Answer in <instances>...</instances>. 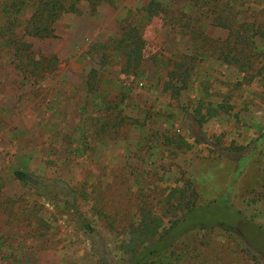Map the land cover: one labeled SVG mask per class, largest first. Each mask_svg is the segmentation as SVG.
Instances as JSON below:
<instances>
[{
    "label": "rangeland",
    "instance_id": "obj_1",
    "mask_svg": "<svg viewBox=\"0 0 264 264\" xmlns=\"http://www.w3.org/2000/svg\"><path fill=\"white\" fill-rule=\"evenodd\" d=\"M35 1L0 0V264H101L77 216L123 264L144 216L166 228L179 203L213 226L150 264H264V0H78L45 39L24 33Z\"/></svg>",
    "mask_w": 264,
    "mask_h": 264
},
{
    "label": "trees",
    "instance_id": "obj_2",
    "mask_svg": "<svg viewBox=\"0 0 264 264\" xmlns=\"http://www.w3.org/2000/svg\"><path fill=\"white\" fill-rule=\"evenodd\" d=\"M77 1L78 0H37V3L35 1V12L29 22H27L24 33L39 39L53 37V23L58 20L62 13L75 12ZM194 1L198 3L199 0ZM18 6H21V2L12 3L10 7L19 9ZM160 8L159 1L150 0L146 10L148 14H154ZM221 26L224 25L222 24ZM122 30V37L115 42L116 49L123 56L125 70L130 73H136L144 57L145 41L139 35L135 27L124 26ZM197 30L200 31V29H196V31ZM193 31L196 32L195 30ZM245 42L246 41L243 40V44H245ZM18 50L19 48H16L15 52ZM231 61H233V64H238L239 69L243 71L244 68L240 65V61L236 56H233ZM184 64L185 63L179 64L175 70L168 74L170 79L167 82V87L169 86V88L173 89L175 95H178L180 90L185 89L187 86L186 82L189 77V69L188 67L184 68ZM257 74L260 76L264 75V70L263 73L260 71ZM173 79L180 82L179 87L176 88L174 84H172ZM206 118L205 116H201L199 123L206 121ZM181 141L183 145L187 148L189 147L183 140ZM14 176L19 182L25 185L31 184V177L25 172L17 170L14 172ZM178 192L180 197L184 198V190H179ZM191 195H194L193 192H191ZM219 200L218 198L216 201ZM224 203L229 207L227 199L224 200ZM185 205L183 206L181 203L178 204V209H182L180 212L181 215L179 218L173 220L166 228L162 227L158 218L153 217L151 212H148L141 221V225H138V237H136L132 243L125 245L128 260L123 264H150L153 259L171 252L175 243L184 235L190 233L194 229H206L213 226L212 223L202 222L205 218L200 214L196 216L195 221V213H201L203 208L196 207L195 205ZM199 215L201 218H197ZM75 221L79 229L83 231L85 235L92 238L93 253L99 258L101 264H115V262L110 260L106 249L94 242V239L98 236L94 227L81 216H77ZM223 228L231 230V228L227 226Z\"/></svg>",
    "mask_w": 264,
    "mask_h": 264
}]
</instances>
